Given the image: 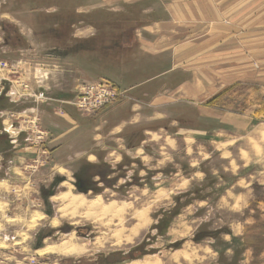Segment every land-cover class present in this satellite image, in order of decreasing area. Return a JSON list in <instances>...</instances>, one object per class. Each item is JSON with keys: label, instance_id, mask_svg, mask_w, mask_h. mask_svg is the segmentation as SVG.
<instances>
[{"label": "rangeland", "instance_id": "obj_1", "mask_svg": "<svg viewBox=\"0 0 264 264\" xmlns=\"http://www.w3.org/2000/svg\"><path fill=\"white\" fill-rule=\"evenodd\" d=\"M157 3L156 0H0V95H4L8 103L0 110V125L7 122L13 129L5 130L9 141L15 139L5 150V158L9 167L18 168L23 176L13 177L9 173L6 178L15 196L0 193V196L4 194L0 203L6 206L0 211V264H92L93 261L102 264L105 256L115 252L123 255L118 260L106 258V264L147 256L159 257L162 264H246L243 255L246 251L251 252L249 264H264V258H260L264 252V176L258 174V171L264 172V138L256 139L259 151H255L260 154L254 156L257 163L252 161L243 167L248 160L240 153L244 147L242 141L222 148L209 140V134L223 128L232 131V125L224 124L218 115H203L197 108L199 104L191 101H181L173 113H162L156 119H149L152 114L142 95L137 98L126 90L121 99L93 114L84 115L74 105L61 104L70 101L74 90L80 91L83 84L105 82L101 80L105 76H92L90 67L73 63L69 58V61L62 60L58 52L76 43L109 45L116 39L121 43L123 59L130 62L129 54L133 46L137 49L141 36L151 41L157 36L144 28L153 21L164 20ZM3 24L14 32L5 30ZM8 33L14 35L13 40ZM208 36L205 31L194 41ZM90 55L98 54L91 52ZM105 60L103 69L109 68L111 63L108 57ZM87 61L95 60L88 56ZM130 68L126 71L124 68L119 76L114 70V79L120 86L121 75L146 77L145 70L135 72ZM185 70L180 69L183 75L175 84L183 82L185 77L189 79V72ZM263 84L257 80L238 82L234 84L235 89L225 92L234 85L229 86L205 105L227 113L226 122L234 121L237 115L252 113L250 125L264 123ZM111 105L115 107L104 110ZM112 110L114 113H109ZM136 113L139 116L133 121ZM177 131L179 135L174 134ZM164 138L171 139L173 146L166 144ZM247 149L253 154L252 149ZM222 151L228 155L222 157ZM100 161L116 169L105 179L109 186L105 189L93 185L88 193L77 189L75 174L83 166ZM57 170L66 172L61 175ZM91 170L88 177L94 175L95 169ZM62 179L63 183H68L72 195L81 194L89 202L94 199L92 196L100 195L103 204H127L130 207L124 220L127 228L135 224L131 211L148 206V225L120 247L106 240L101 249H93L79 258L37 256L36 249L52 242L57 244L65 235L73 234L92 249L95 238L107 233L98 223L61 215L59 209L65 204L48 197L68 191L58 187V180ZM237 179L243 180L236 182ZM25 186L29 187L28 192L23 191ZM244 188L251 190L248 208L229 209L217 204L226 191L239 193ZM158 190L168 196L156 203L153 201ZM176 209L178 215L171 219L170 214ZM36 211L45 218L25 236L26 241L20 243L23 236L18 235L25 233V223ZM14 215L21 217L20 224L10 221ZM50 219H56L58 225L50 226ZM242 220H247L242 233L254 241L246 249L243 240L228 245L222 239V235L232 233L234 223ZM157 224L163 229L162 233L160 229H152ZM141 243L147 245L139 251H131ZM229 246L234 251L232 256L225 252ZM151 250L154 253L150 254ZM181 251L188 256L184 257ZM99 255L103 258L98 259Z\"/></svg>", "mask_w": 264, "mask_h": 264}, {"label": "crops", "instance_id": "obj_2", "mask_svg": "<svg viewBox=\"0 0 264 264\" xmlns=\"http://www.w3.org/2000/svg\"><path fill=\"white\" fill-rule=\"evenodd\" d=\"M156 1L157 9L161 10L164 20L153 21L152 25L144 27L157 35L155 40H146L141 36V40L137 42L139 46L137 49L133 46L131 51L133 53L129 54L132 71L145 70L146 77L143 79L136 77L137 81L132 83V86L127 85L125 90L128 93L132 91L137 98L142 95L146 99L145 102L152 114L149 119L159 118L165 112L173 113L172 111L177 110V105L184 100L199 104L197 108L200 113L211 117L218 115L224 124L233 127L232 131L223 128L209 134L210 142L223 148L229 143L242 141L244 147L240 153L248 160L242 166L246 167L252 161L256 164L254 156L260 155L257 154L256 139L258 136L264 138V123L250 125L252 113L237 115L234 121L226 122L227 113L209 108L205 102L238 82L245 80L264 82V0ZM205 31L209 33L207 38L194 41L200 34L203 36ZM187 33L190 35L187 36ZM181 68L189 72V79L186 80L185 77L183 82L175 84L183 75ZM114 107L111 105L104 110L110 111V108ZM133 109L136 110L137 107ZM113 111L109 113H114ZM138 116V113L134 114L132 120ZM117 129L116 127L115 130ZM174 134L180 133L177 131ZM253 134H256V137ZM164 140L166 144L173 146L171 139ZM247 147L253 150V154L247 151ZM224 155H228V152L222 151L221 156ZM260 157L262 158V153ZM258 174L264 176V172L258 171ZM242 180L237 179L236 182ZM226 195H221L217 204L229 209L248 208L251 190L244 188L239 193L226 191ZM242 221L233 224L230 235H222V239L229 243L228 245L232 241L239 243L242 241L243 226L247 220ZM225 252L227 256L234 254L231 246ZM213 253L217 255L216 252ZM243 255L244 263L249 264L251 252L246 251ZM260 258H264V252Z\"/></svg>", "mask_w": 264, "mask_h": 264}, {"label": "bare ground", "instance_id": "obj_3", "mask_svg": "<svg viewBox=\"0 0 264 264\" xmlns=\"http://www.w3.org/2000/svg\"><path fill=\"white\" fill-rule=\"evenodd\" d=\"M24 84H25V82H24ZM37 97H36V100L39 98V97L38 98ZM61 104L68 105V106L73 105V103H69V101L61 103ZM36 114H37V112H36ZM3 125L5 127H9L11 129L10 124L7 125V122H6V124L4 123ZM32 125H33V123H32ZM19 162H21V161H19ZM57 171L62 172L60 170H57ZM20 173L21 172H19V169L14 167V169L12 171L13 177H21L22 174H20ZM59 174H61V173H59ZM184 182L186 183V181H184ZM182 185H184V183ZM11 187L12 186L10 184H8L7 181H5V180L0 181V193H5V194L8 193L9 195L15 196L16 193L13 192V194H12ZM181 187H180V189H181ZM178 188H179V186H178ZM183 188L184 187H182V189ZM28 190H29L28 186L23 187V191L28 192ZM1 195L3 196V194H1ZM2 196H0V198ZM166 196H168V195L165 194L163 190H158L155 193L153 202L157 203V201H159V200H162V199L164 200V198ZM53 200H57V201H60L61 204H65L62 206V208L59 209V212L61 213L62 216L79 217V218H84L86 220L94 222L96 224L98 223V224L102 225L103 227H105L107 233H103L102 236L95 238L94 242L91 243L92 247H93L92 249L88 248V246L86 245V242H80L77 238L74 237L73 234L65 235V237L59 243L53 244V242H52V244H50V245L48 244V245H45L44 247L42 246V248H39L35 252V254L37 256H40V257L41 256H48V255H56V256H62L65 258H68V257L79 258L82 255L89 254V252H91V250L93 251V249H95V250H97V248L101 249L104 246V244H105L104 242H106V240H111L110 243H113V245L116 247H120V245L123 244V242H125V240L129 242L133 239V237H136L139 234V232L143 228H145L149 223V218H148L149 207L148 206L134 210V211H131V213H130L132 215L131 218H133L135 220V224L132 225L131 227L127 228L124 226V224H125L124 220L126 217L125 215L127 214V211L130 208L127 204L125 205V204L121 203L120 205H117L116 202H111L109 204H103V199L100 195H98L96 198L92 199L89 202L88 201L89 199H87V197L72 195L71 191L69 189H68V191L67 190L64 191L63 195L61 193L56 195V197ZM5 207L3 204L0 203V211H3L5 209ZM19 217L20 216L14 215L13 219H11V218H9V219L12 223L17 224V223L21 222ZM44 218H45V216L38 211L31 214L30 218H29V222L27 224L25 223V225H26L25 226L26 227L25 233L26 234L23 233L22 235L21 234L18 235L19 238L23 236V238L20 239L19 242L23 243L24 241H26L27 238L25 236L29 232L34 231L35 228L40 224V222H42L44 220ZM9 219H7L6 221L10 222ZM48 221H49V225L52 227L58 225V221L56 219H50ZM131 222H133V221L131 220ZM181 253L184 255V257L188 256L187 252H185V251H183V252L181 251ZM173 259H174V257H173ZM161 262L162 261L159 257H156V256L148 257L147 256V257H144L142 259H138V260H134V261L120 262L118 264H162Z\"/></svg>", "mask_w": 264, "mask_h": 264}, {"label": "trees", "instance_id": "obj_4", "mask_svg": "<svg viewBox=\"0 0 264 264\" xmlns=\"http://www.w3.org/2000/svg\"><path fill=\"white\" fill-rule=\"evenodd\" d=\"M3 28H5V30H7V31L8 30H12V29H8V28L6 29L5 25L3 26ZM10 35H11V33H8V36H10ZM13 37H14V35L12 34L10 39L13 40ZM120 44H121L120 42H119V44H118V41L116 42V39L113 40V43L109 44V45L99 44L97 46H89V44H85V43H82V44L81 43H76L73 46H69L68 45V46L63 47L61 49V51L58 52V53L61 52V54H59L58 56H59V58L62 57L61 58L62 60L66 61L69 58V59L72 60L73 63H77V64H80V65L83 64L86 67L88 66V68L90 67L92 69V73L91 72H89V73L92 76L101 77L102 75H104L107 78L103 77L104 79H101V80L110 83L114 88H116L118 90L124 91L125 90L124 88L127 85H131L132 83L136 82L137 79H136L135 76H131L130 74H128V76H130V78H125L124 75H121V77L119 79H120V82L122 83V86H120L116 82V80L114 79L116 77V74H115L114 70H116V73L118 75L119 73H123L124 72V68H125V71H126V69L128 67L132 66L130 62H126L123 59V56L121 55V46H120ZM91 52H96L98 55L97 56L90 55ZM88 56L93 57V59L95 61L89 63L87 61V57ZM107 57H108V59H111V60H108L109 62H111L110 63V67L103 69V68H101V66L106 65L107 60H105V59ZM130 69L132 70V68H130ZM133 78H135V79H133ZM124 79H127V82H125ZM236 87H237V85H234L231 88L227 89L225 92L231 91V90L235 89ZM63 98H68V97L67 96H63ZM6 104H8V103H6L5 96L3 95L0 98V110H2L4 107H6ZM95 196H98V195H95ZM92 197H90V198H92ZM177 215H178V213H177V209H176V210L173 211V213L170 214V217L172 219L173 217H176ZM152 229H157V230L160 229V233L163 232V229L161 230V226L158 225V224L156 226H153ZM242 240H243L242 244H243V247L245 249L250 247V245H248V244H254V241L251 238H248L246 233L243 234ZM146 245L147 244H145V243H141L139 246H137L136 248H133L131 251L132 252L139 251V249L143 248ZM149 253L150 254L154 253V251L151 250ZM122 255H123V253H121V252H115V253L109 254V255L105 256V258H104L105 260L103 259L104 260L103 263L106 264L108 258H110V259L113 258L114 260H118V258L120 256H122ZM101 257L102 256L99 255L98 259H101ZM85 264H87V263H85ZM92 264H97V262L93 261Z\"/></svg>", "mask_w": 264, "mask_h": 264}, {"label": "flooded vegetation", "instance_id": "obj_5", "mask_svg": "<svg viewBox=\"0 0 264 264\" xmlns=\"http://www.w3.org/2000/svg\"><path fill=\"white\" fill-rule=\"evenodd\" d=\"M1 96L2 95H0V98H1ZM2 125L3 124L0 125V181H3V180L6 181L9 178V173L12 174L14 167H9V163L7 162V160L5 158V154H6L5 150L12 143H14L15 139L13 141H9L10 137H7L6 132H5V130L7 131V127H5L4 125L2 126ZM11 130H13V129H11ZM91 169H93V170L95 169L93 171L94 175H90L91 177H88L89 171ZM114 170H116V169L110 168V166H108V164L104 161H100L99 163L97 162V163L93 164L92 166L91 165H87L86 167L83 166V168H81L80 172L78 174H75L76 178L74 180V185L76 186L77 189L82 190L83 192H87V193L91 191L90 187H92L93 185L96 188L99 186L100 188L105 187V189H106L109 185H108L107 180H105V179H108L111 175H113L116 172V171L114 172ZM65 172L66 171H63L62 175ZM104 173L106 175H104ZM14 180H15V178H14ZM58 181H59L58 184H60L58 187H61V189L68 187V183L64 184L63 179L58 180ZM100 188H98V189H100ZM63 192H61V194H63ZM76 196H82V195L78 194ZM55 197L56 196L51 195L48 198L50 200H53ZM83 197H85V196H83ZM93 197L96 198L97 196H93ZM5 221H6V219H5ZM38 249H36L35 252Z\"/></svg>", "mask_w": 264, "mask_h": 264}, {"label": "built area", "instance_id": "obj_6", "mask_svg": "<svg viewBox=\"0 0 264 264\" xmlns=\"http://www.w3.org/2000/svg\"><path fill=\"white\" fill-rule=\"evenodd\" d=\"M125 95L126 91H117L110 83L95 81L83 84L80 91H75L69 103H73L77 110L88 115L114 103ZM40 96L43 98L42 94Z\"/></svg>", "mask_w": 264, "mask_h": 264}]
</instances>
